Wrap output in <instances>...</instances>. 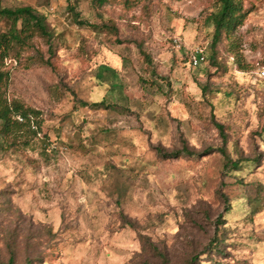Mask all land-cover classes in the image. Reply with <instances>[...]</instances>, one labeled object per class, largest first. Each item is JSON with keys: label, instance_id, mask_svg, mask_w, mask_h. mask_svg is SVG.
Masks as SVG:
<instances>
[{"label": "rangeland", "instance_id": "obj_1", "mask_svg": "<svg viewBox=\"0 0 264 264\" xmlns=\"http://www.w3.org/2000/svg\"><path fill=\"white\" fill-rule=\"evenodd\" d=\"M70 1L82 19L110 20L117 33L77 25L66 0L2 2L42 11L57 51L53 69L25 67L29 52L5 66L6 96L38 110L42 131L29 147L0 151V259L14 249L15 264H264V210L251 216L245 198L250 184H264V0H242L237 54L223 41L214 64L207 18L214 0L130 9L117 0L101 9ZM8 26L0 18V31ZM196 50L205 61L192 66ZM102 66L115 70L107 83ZM71 92L111 107H82ZM216 124L233 158L257 162L226 173L217 151L156 152L219 147Z\"/></svg>", "mask_w": 264, "mask_h": 264}, {"label": "trees", "instance_id": "obj_2", "mask_svg": "<svg viewBox=\"0 0 264 264\" xmlns=\"http://www.w3.org/2000/svg\"><path fill=\"white\" fill-rule=\"evenodd\" d=\"M38 1L39 5H43L47 4L49 0ZM115 1L116 0H90V5L95 9H101ZM117 1L123 8L130 9L140 3L149 2L151 0ZM214 2L215 10L207 17L209 24L212 26L210 40L212 52L209 59L213 64L216 61V47L223 41L225 42L224 46H226L228 52L237 54V29L243 25L247 15V10L244 8L242 0H214ZM66 9L68 13L71 14L73 21L79 26L86 25L96 31H108L113 34H116L118 31L117 26L110 20H102L97 24L88 23L80 17L79 12L76 11V5L70 0H66ZM0 18H4L9 22L8 28L5 31H0V151L4 152L11 148L29 147L42 131V118L38 110L25 105L17 99H9L6 96L5 91L10 78L9 70L5 67L6 63L9 61L10 63L16 62L22 64V52H29L23 63L25 67L29 68L41 65L53 69V58L57 51V34H55L48 25L46 15L37 9V7L31 6L30 4L9 7L3 5L0 0ZM36 40L42 41L45 46L44 50L36 46ZM116 42L127 43L121 40H116ZM135 43L151 76L153 78L159 77L155 72L149 53L143 48V44ZM99 71V77L104 83H107L106 81H108L109 78H114L115 76V70L108 67L102 66ZM152 81L153 85L161 86L157 80L152 79ZM71 93L74 97V101L82 107L104 109L111 107V104L104 98L99 101L87 102L77 98L74 92ZM216 127L221 132L222 144L219 147L207 146L200 152H193L184 145L179 149L170 151H165L160 147H156V152L162 157L175 158L180 155L202 156L217 151L223 158L222 169L226 173L240 171L244 167L251 166L257 162V157L238 156L233 158L226 148L227 141L222 132L223 127L220 124H216ZM250 190L252 193H250L248 189L246 190L245 198L249 214L253 216L264 210V184H250ZM227 209H230V207H227ZM211 245L212 250L215 251V253H219L220 242L215 240ZM8 253V257L5 261L0 259V264H15V250L11 249ZM25 264H30V261L27 260Z\"/></svg>", "mask_w": 264, "mask_h": 264}, {"label": "built area", "instance_id": "obj_3", "mask_svg": "<svg viewBox=\"0 0 264 264\" xmlns=\"http://www.w3.org/2000/svg\"><path fill=\"white\" fill-rule=\"evenodd\" d=\"M204 60H205V55L202 50H196L190 57V63L192 66H198Z\"/></svg>", "mask_w": 264, "mask_h": 264}, {"label": "crops", "instance_id": "obj_4", "mask_svg": "<svg viewBox=\"0 0 264 264\" xmlns=\"http://www.w3.org/2000/svg\"><path fill=\"white\" fill-rule=\"evenodd\" d=\"M3 1H6V0H1V2H3ZM8 1H10V0H8ZM20 1V0H19ZM21 1H26V0H21Z\"/></svg>", "mask_w": 264, "mask_h": 264}]
</instances>
